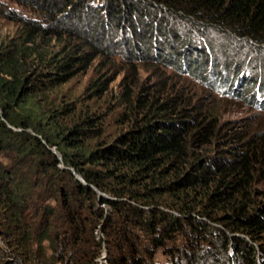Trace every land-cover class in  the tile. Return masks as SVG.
<instances>
[{"label":"trees","instance_id":"1","mask_svg":"<svg viewBox=\"0 0 264 264\" xmlns=\"http://www.w3.org/2000/svg\"><path fill=\"white\" fill-rule=\"evenodd\" d=\"M15 1L37 13L10 10L22 30L0 44V237L21 264H149L159 252L171 264H264V199L253 188L264 147L208 150L226 136L215 110L130 104L112 136L101 114L46 106L111 47L194 73L205 28L264 46V0ZM180 22L199 37L181 57ZM97 82L94 92L105 89Z\"/></svg>","mask_w":264,"mask_h":264},{"label":"rangeland","instance_id":"2","mask_svg":"<svg viewBox=\"0 0 264 264\" xmlns=\"http://www.w3.org/2000/svg\"><path fill=\"white\" fill-rule=\"evenodd\" d=\"M10 10L37 16V13L18 5L15 0H0V44L15 39L22 30L21 24L9 17ZM187 26L190 25L180 22L183 28L180 31L187 39L184 43L180 42V46L184 47L180 57L183 52L189 51L192 43H199L195 33L186 34ZM204 30L198 36L203 39L206 56L200 59L203 64L200 70L199 67L192 69L194 73L189 71L190 65L183 69L175 61L164 63L160 58H148L142 52L133 57L127 54L125 48L111 47L108 55H96L86 69L50 92L49 104H43L41 100V105L54 109L65 103H74L77 108L75 118L78 114L86 115V112L101 114L105 118L106 135L114 136L124 128L120 119L130 104H140V114L147 111L150 105L155 107L169 99L168 104L179 107L188 105L192 108L198 104L201 108L215 110L219 119L218 128L226 135L207 146L212 153L227 155L226 150L231 144L241 145L248 140L264 147V46L257 47L241 36L222 33L215 27ZM43 44L50 49L56 48L55 40L51 38ZM197 72L198 76H195ZM99 79L105 81L101 85L105 89L94 92L99 88ZM67 125L71 126L72 123L68 122ZM242 136L245 139L240 141ZM52 150L57 152L55 147ZM253 188L257 191V197L264 199V181H258ZM5 241L0 237V264H21ZM44 244L48 256L46 262L50 263V249L47 242ZM34 248H38L36 240ZM105 255L103 252L100 259L103 263H106ZM36 257L39 259L38 255ZM171 260L159 252L149 259V264H171ZM179 264H184L182 257ZM185 264L222 263H215L206 257L200 262Z\"/></svg>","mask_w":264,"mask_h":264}]
</instances>
